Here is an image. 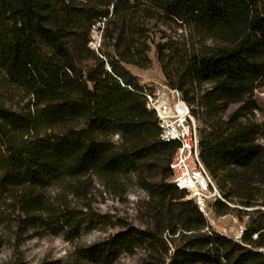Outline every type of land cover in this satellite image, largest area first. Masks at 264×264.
I'll return each instance as SVG.
<instances>
[{
	"label": "trees",
	"instance_id": "trees-1",
	"mask_svg": "<svg viewBox=\"0 0 264 264\" xmlns=\"http://www.w3.org/2000/svg\"><path fill=\"white\" fill-rule=\"evenodd\" d=\"M158 18L218 41L188 47L169 38L156 53L168 84L202 110L199 152L210 175L229 185L226 195L241 206L264 207V147L255 142L262 124L241 121V108L220 114V106L242 101L264 77V0H0V80L32 100L18 110L0 104V204L15 198L26 227L38 225L40 212L75 227L80 216L45 197L52 184L67 181L71 192L85 193L90 175L111 186L123 174L162 166L163 176L148 189L152 227L79 247L80 256L105 264L139 238L165 248L147 264H164L168 255L167 264H264L254 250L264 246V221L248 223L242 244L210 234L195 203L181 200L185 192L170 182L177 143L160 140L143 87L125 67L148 66L147 21ZM97 22L99 53L89 46ZM218 206L238 216L263 210ZM177 239L183 244L167 253Z\"/></svg>",
	"mask_w": 264,
	"mask_h": 264
},
{
	"label": "rangeland",
	"instance_id": "rangeland-1",
	"mask_svg": "<svg viewBox=\"0 0 264 264\" xmlns=\"http://www.w3.org/2000/svg\"><path fill=\"white\" fill-rule=\"evenodd\" d=\"M147 23L151 26V31L153 30L147 52L150 63L146 67L135 64H125V67L148 93L163 91L171 94L175 89L168 84L163 73L156 53L158 42L172 39V43L185 42L188 47L219 45L218 41L201 38L189 27L180 26L172 20L158 18ZM102 28L103 23L97 22L91 31L89 46L95 53H99L98 49L102 46ZM105 48L112 51L110 46H104ZM31 103L29 96L23 95L15 87L0 80V104L18 110L30 106ZM190 106L199 131L204 127L202 110H198L199 108L194 104ZM194 108L197 113L193 112ZM238 108H241L242 114L239 118L241 121L262 124L255 142L264 147V77L257 80L252 93L245 95L242 101L220 106V114L226 118ZM112 140L116 143L121 141L117 134ZM162 171V166L158 172L146 167L139 173L129 172L117 177L111 186L98 176L90 175L85 193L71 192L67 187V181L55 182L48 187L44 195L52 203L59 206L63 203L61 207L66 205L67 209L75 211L80 216L75 227L59 224L56 218L50 217L46 212L39 213L41 220L37 226L26 227L27 216L18 206L16 199L13 197L6 199L0 204V264H101L80 256L77 253L78 248L93 244L117 232L128 231L129 228L142 232L148 226L152 227L150 216L152 201L148 189H154V185L163 176ZM169 179L170 177L167 176L165 181ZM213 180L225 199L241 205L236 196L226 195L229 185L225 188L214 178ZM256 186L259 185L256 183ZM181 200L191 199H188L184 193ZM218 203L220 202L215 203V210L221 212L218 210ZM259 208L263 209L262 212H250L246 220L242 219L246 214H240L243 215L240 219L245 221L246 226L251 220L264 221V207L260 204L251 207V209ZM166 236L169 237L170 234ZM133 242L130 252L123 251L118 258H113L105 264L156 263L165 251L163 244L160 243L141 242L139 238L134 239ZM176 244L182 245L183 241L178 239L173 243L169 241L167 253H173ZM168 256L165 257L164 264H167Z\"/></svg>",
	"mask_w": 264,
	"mask_h": 264
},
{
	"label": "built area",
	"instance_id": "built-area-1",
	"mask_svg": "<svg viewBox=\"0 0 264 264\" xmlns=\"http://www.w3.org/2000/svg\"><path fill=\"white\" fill-rule=\"evenodd\" d=\"M146 107L153 111L160 129L159 138L164 142H176L177 147L169 161L172 172L170 182L179 190L184 191L206 219L203 231L215 233L234 242L241 243L246 232V223L234 212H216L215 203L220 202L232 209L251 208L232 203L225 199L217 188L215 181L200 158L199 131L195 125L191 106L184 100L178 89L171 94L157 91L148 93ZM162 102H165L162 105ZM248 214L242 219H247ZM245 217V218H244ZM256 239L258 232L251 234ZM264 256V246L254 248Z\"/></svg>",
	"mask_w": 264,
	"mask_h": 264
},
{
	"label": "bare ground",
	"instance_id": "bare-ground-1",
	"mask_svg": "<svg viewBox=\"0 0 264 264\" xmlns=\"http://www.w3.org/2000/svg\"><path fill=\"white\" fill-rule=\"evenodd\" d=\"M165 104V102H162V105H164Z\"/></svg>",
	"mask_w": 264,
	"mask_h": 264
}]
</instances>
